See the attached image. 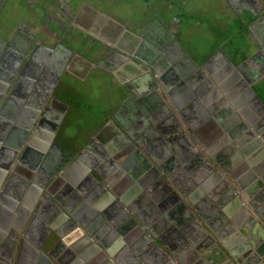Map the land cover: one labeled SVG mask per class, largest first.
Returning <instances> with one entry per match:
<instances>
[{
	"label": "flooded vegetation",
	"instance_id": "1",
	"mask_svg": "<svg viewBox=\"0 0 264 264\" xmlns=\"http://www.w3.org/2000/svg\"><path fill=\"white\" fill-rule=\"evenodd\" d=\"M228 4L239 16L242 10L251 13L253 19L249 27L256 47L241 61H235L230 54L221 51L206 66L204 64L215 53L207 58L204 56L206 59L198 63L201 58L192 54L177 39L180 17L165 24L154 13L151 16L152 24L147 29L144 20L142 23L145 25H141L134 15L133 25H129L84 1L74 9L71 0L41 3L45 14L37 18V24L41 25L43 42L31 32V28L25 31L19 23L6 30L8 36L0 35V264H40L45 259L44 255L53 264H74L76 260H66L68 256L76 254L73 245H77V241L70 242L72 245L66 242L73 240L70 239L73 230L67 220L62 221L60 214L56 226L52 219L42 223L41 218H37L35 222H30L29 213L37 198L42 202L48 201L42 186L51 185L52 178L48 177L46 171L56 169V162L73 152L67 144L78 143L80 137L79 133H67L65 137L61 134L66 113L72 111L71 104L58 101L62 100L58 90L65 83L63 77L79 78L84 86L79 91L77 89V94H81L89 106L100 112L102 109L110 110L121 124L129 122L125 113H142L150 106L148 103H160L159 108H165L162 98L172 101L169 92L181 87L182 79L189 77L194 84L190 87L191 95L201 98L203 110L206 97L209 96L216 99L231 96L230 99L235 101H229L222 110L219 109V116L229 110L234 112L237 106L244 107L245 103L235 99L244 93L247 95L244 80L248 82V78L255 91V84L264 80V0H229ZM7 6L8 0H0V16L8 14ZM153 20L160 23L153 26ZM49 47L52 51L48 52ZM223 53L234 65L243 63L241 71L232 68ZM100 93L106 95L105 100L97 98ZM212 98L209 97V100ZM175 100L178 101L176 97ZM171 103L175 109L173 101ZM36 110L41 111L40 117L46 119L43 123L48 126V130L40 124L34 137L37 146L32 141L27 145L35 131L27 126L32 122ZM88 112L93 111L89 109ZM98 119L94 120V125ZM185 119L195 127L201 118L192 113ZM134 120L135 125L146 122ZM216 121L214 117L213 121L203 125L206 130L201 134L205 143H208L207 148L211 147L210 139L217 133ZM94 125L81 137L87 143L91 131L97 128L93 133L98 132L94 144L100 151L101 146L97 143L99 130L115 124L107 119L102 125ZM51 135L54 136L51 141L57 144L51 142V146L42 147L45 149L43 151L40 143L50 140ZM94 144L89 143L87 149ZM16 151L18 153L15 155ZM26 151L28 159L23 157ZM50 153L52 155L48 158ZM261 153L264 154V150ZM19 160L23 166L18 165ZM91 186L89 184L87 187ZM18 192L26 197L19 198L21 194ZM10 193L15 195L9 196ZM56 195L60 200L63 199L61 194ZM24 206L25 209L19 211Z\"/></svg>",
	"mask_w": 264,
	"mask_h": 264
},
{
	"label": "water",
	"instance_id": "2",
	"mask_svg": "<svg viewBox=\"0 0 264 264\" xmlns=\"http://www.w3.org/2000/svg\"><path fill=\"white\" fill-rule=\"evenodd\" d=\"M47 49L48 52L52 51L50 47ZM218 54L219 53L212 56L204 64V66H206L208 62L216 59V57L220 55ZM223 57L227 59L228 64L232 68L236 69L237 71H241L240 66H242L243 63L236 66L224 53ZM246 79L248 80V82L244 81L243 86H245L244 88L247 95H244V93L241 96L235 98L236 100H240L241 103H245L244 107L240 108L237 106L235 107L237 109H235L234 112H229V110L221 116H219L220 114L218 115V110H222L225 104H228L229 101H232L230 99L232 97L226 96L216 99L215 97L212 98L211 96H209L210 98H212V100H209V97H206L204 111L201 108V98L199 96L196 97L195 95H191L192 91L190 87L193 83H191L190 80L192 79L190 77L185 80L182 79L183 85L181 87L175 88L174 92H169V94L174 103L176 112L178 113L177 117H174L176 126H178V133L189 132L192 140L194 141V144H192L191 142H189V144L191 143L190 157H193V163L195 165L191 169V174L194 175L195 180L198 181L200 175H202L205 170H211L213 171L215 176H220L221 172L216 170L212 166L211 162L221 165V170L226 171L229 177H233L238 181L242 190V195L246 198L245 201L248 202V199L250 197L249 194H252L253 192H259L257 198L259 197L262 198V200L264 199V167L262 165H256L257 167L254 165V163H256L255 160L260 161L259 159H261L260 164L264 162V154L261 153V151L264 150V101L253 89L252 82L248 78ZM175 97L176 99H178V101L175 100ZM58 101L63 104H69L63 102L60 99H58ZM234 102L232 101V103ZM209 103L211 104L210 106ZM40 113L41 111L36 110L34 113L35 115H33L32 117V122H30L27 126V128L30 127L31 130H35L33 133V138L27 141V145H29V142L32 141V144L37 146V144L34 142V137L37 132L36 129L40 127V124H43V126L48 130V126H45L43 123L46 119L44 117H40ZM101 113L102 117L98 119L95 125L93 124L96 127L100 125L105 119H109L110 121L112 119L110 110L102 109ZM192 113H196V115L201 119L204 118V120L200 119V122H196L195 127L193 126V123H190L188 119H185L187 115H191ZM178 117H181L183 124L178 121ZM214 117L218 120L216 121L218 122V124L215 123L217 133L213 134L214 137H212L211 139L209 138L210 142H212V145L210 148H207L208 143H205L204 139H202L201 133H204L206 130L204 127L205 124L207 125L208 122L210 123L211 121H213ZM112 121L116 126H119L121 128L123 127V124H121L119 121ZM232 126L234 128L233 130H231ZM95 130L97 129H94V131ZM94 131H91V133L93 134ZM67 133L69 132L67 131ZM91 133V136H89L90 138L88 137L89 139L87 143H85V140H83L82 137H79V140H77L78 143H76V145L71 148L73 149V152H71L69 156L61 158L60 161L56 162V169H48L46 171L48 177L52 178L51 185L48 186V184H46L42 186L45 191V198L48 199V201L42 202L39 201L40 198H37L36 203L32 204V207L30 208V222H35L38 218V215L44 214V216L46 217L45 220L50 221L52 219L53 225L56 226L57 224H59L58 219H60L59 216L61 214L62 221H64V219L67 220L68 224L72 227L73 230L70 234V239L73 238V240H66V242H68V244H71L70 242L77 241V245H73L76 249V256H68L66 259L67 262H71L70 260L75 258L76 260L74 261V264L119 263L117 257L114 256L112 250L108 247L109 239L117 237L116 229L115 232L111 231L110 233H108L111 229V225L109 223L110 220H112L113 223L126 221V227L130 229L132 233L131 237H135L136 239L139 238L138 242L143 243V245L141 244L140 246L141 248L139 247L137 249L142 250L144 249L143 247H145V245L148 246V250H146V252L144 253L142 251V253H138V250L137 254L131 253L130 250L127 251L128 253L126 254L127 256L129 254L130 258L127 264H156L159 261H165L166 264H175L174 261H178V264H181L171 248L164 250L161 246L164 245L163 242L160 243V245L155 240L156 236H158L155 233V230H159L162 225L164 226V224H166L165 218H160V216H158L156 212V215L158 216L160 222L159 225L157 223L155 227H152L150 226V221H146V219H144V215L145 213L150 214L153 206L151 205L147 210H141V212H139V208L143 203L146 202V200H148V194H152L156 189H158L157 195L159 197V193L167 191L171 192L175 199H180V195H184L185 193L180 189L176 180L170 178L165 165L161 163L160 160H155V157L152 156L147 147L141 144L139 139L135 138L131 133H122L125 136V140H127V142L131 144V146L137 149L139 145H142V149L145 151L144 154H146V157L148 156V158L151 159L145 160L146 172L148 173H144L140 180H138L139 185H142V187H144L147 192H144L142 190V196H140V198L135 197V194L139 187L138 184L136 188H133L130 192H126L125 188L130 184L131 180L133 181L131 177L135 176L134 173L136 171L132 173V171L128 170L130 173V175L128 176L130 177H121L123 170L120 168L116 169L113 174H107V170L105 169V159H107L106 153L104 151L100 152L99 150H95L94 152L96 153H91L87 149L89 143L93 142L94 144V141L98 136V132L93 135ZM53 137L54 136L51 135L50 140L41 142L40 148L48 145L51 146V142L52 144L56 145L57 143L54 140L51 141V138L54 139ZM183 138L184 140H186L187 136L184 135ZM84 143L85 145L82 147V149H79L80 146ZM27 145L26 148H28ZM95 145L96 144H94L92 147H95ZM92 147H90V149H92ZM71 149L69 148V150ZM77 149L79 150L78 152H76ZM17 150H19V148H17ZM42 150L45 151V149L43 148ZM218 150H221V158L225 160V162L222 164H220L215 157L216 151ZM60 151H62L61 147ZM17 153L18 151H16L15 155ZM51 155L52 153L47 155L48 158ZM60 155H58V157ZM46 162L47 160L45 161V164ZM18 165L23 166L20 160L18 162ZM72 167H74V171H72L73 174L75 173L74 178H77L82 182L80 185H78L79 190L84 196H86L83 199L92 201V199L96 198L95 206L102 212V214H99L97 218L94 219L95 222H91L88 216L80 217V213L78 212V210H74L76 205L75 203L77 201H81L79 197H82L80 191L77 190V188L73 190L74 187L78 186L75 185L76 181L72 179L73 182L71 181V186H66V188L63 189V191L68 192V199H66V202L60 200L56 195L57 183L61 181L62 176L68 174L67 172L71 170ZM124 167V169H127L126 165ZM119 178H121V180H118ZM216 180H218V178L210 179L211 182H215ZM89 184H92V186L90 187L92 188V190H90V195H87V186ZM239 195H236L237 198L235 200L237 206L238 204L241 205L245 203L243 200H241ZM180 202H182V199H180ZM36 205H38L37 208ZM168 205L169 201H163L160 205L163 214L165 208ZM250 205L255 208V211L259 212V215L261 214L260 212L264 210V206L256 208L255 203H250ZM86 209L87 211L84 209L85 212H89V208L87 207ZM45 210L47 213H44ZM241 212L244 213V218L247 217L250 220V223H256L257 219L256 217L251 215L250 209H248L247 207H243V210ZM85 215L87 214L85 213ZM164 216L167 217L168 215L164 214ZM191 216L192 219L196 218L194 214ZM104 221H106V223H104ZM113 225L116 226L118 224ZM262 228L264 231V226ZM105 233L109 234L106 240H104L103 238V235ZM259 235L260 236L259 238H257V240L252 239L246 246H244L247 247V250H249L248 252H251V254L253 255L256 252L261 254V251L264 250V232L260 233ZM44 257L45 259L40 264H53L52 261H50V258L45 255ZM50 257L55 259V257H52V254H50ZM7 262L10 263V261ZM56 262L58 263L60 261L56 260ZM235 262L239 263V260L236 259Z\"/></svg>",
	"mask_w": 264,
	"mask_h": 264
},
{
	"label": "crops",
	"instance_id": "3",
	"mask_svg": "<svg viewBox=\"0 0 264 264\" xmlns=\"http://www.w3.org/2000/svg\"><path fill=\"white\" fill-rule=\"evenodd\" d=\"M76 96H79L78 99L82 98L83 101L85 99L79 93ZM162 100L166 105L165 108L160 109V103L157 105L148 103L150 106L144 107L145 110L142 113H130V115L128 112L125 113L126 117H129V122L123 124L122 128L111 125L106 127L105 130H99V132H101L97 143L101 146L100 152L104 151L107 155V159H105L107 174H113L118 168L123 170L121 177L130 175L129 171H132V173L136 171L134 173L136 177H131L133 181L131 180L130 184L126 186L125 191L130 192L133 188H136L137 184L139 185L138 180H140L144 173H148L146 172L145 160L151 159L144 154L145 151L142 149V145L147 147L148 151L155 157V160H160V162L165 165L170 178L176 180L180 189L185 193L184 195H180V199H182V202H180V199H175L172 193L167 191L159 193V197L157 195L158 189H156L152 194H148V200L140 206L139 212H141V210H147L151 205L153 206L150 214L145 213L144 215V219L150 221V226L155 227L157 223L159 225L160 221L158 216L166 220L164 226L162 225L159 230H155V233L158 235L155 238L156 242L159 244L163 242L164 245H160L164 250L171 248L181 264H264V250L261 251V254L256 252L253 255L251 252H248L249 250H247V247H244L250 240H257L260 236L259 234L264 232L262 228L264 226V210L260 212L261 214L259 215V212L255 211V208L250 205V203H255L256 208L262 207L264 206V199L257 198L259 192H253L249 194V203L246 202V198L242 195V190L238 181L233 177H229L226 171L221 170V165L213 162H211V164L216 170L221 172L220 176H215L211 170H205V172L200 175L199 180L196 181L194 175L191 174V169L195 165L193 163V157H190V145L191 143L194 144V141L189 132L178 133V126H176L174 118L177 117L178 113L172 107V101L169 98L163 97ZM68 114L69 113H66V117ZM111 117V120L117 122V117L115 115ZM134 119L146 121V124L138 122L135 125L136 122ZM73 120L77 122V127L82 134H86V130L92 127L90 122L86 124V126L79 121L78 117H74ZM104 121H102L100 125H102ZM178 121L183 124L181 117H178ZM233 129L232 126L231 130ZM122 133L133 134L135 138L140 140L142 145H139L136 149L125 140V136ZM184 135L187 136L186 140L183 138ZM202 139L204 138L202 137ZM189 142L191 143L189 144ZM125 147H127L126 150L124 149ZM95 148L96 147H92V149L89 148L88 150L91 153H95L94 151L97 150ZM216 152V160H218L220 164L224 163L225 160L221 158V150ZM259 160L260 161L255 160L256 163H254V165H262L264 167V162L260 164L261 159ZM125 165L127 169H124ZM67 173L68 174L62 176L61 181L57 183L56 194H61L63 196L62 201L68 199V192L63 191V189H65L66 186L70 187V184H72L71 181H76L75 185H80L82 183L81 180L74 178L75 173L73 174L71 170ZM33 177L36 180L37 177L35 175ZM211 178H218V180L211 182ZM5 180L7 181L8 179ZM118 180H121V178ZM79 185L74 187L73 190L76 188L79 190ZM90 190H92V188L87 189V195H90ZM142 190L147 192L142 185H139L135 197L140 198V196H142ZM11 194L13 193H10L9 196H11ZM18 194L21 193L18 192ZM80 194L82 196L81 198L79 197L81 201L75 203L74 210H78L80 217L88 216L91 222H95L94 219L97 218L99 214H102L95 206L96 198L92 199V201H88L87 199H83L86 196H84L81 191ZM235 194L237 196L240 194L241 200L245 203L241 205L238 204L237 206L235 202L237 196ZM23 197H26V195L21 194L19 196L21 199ZM163 201H169V205L164 210V214L168 215L167 217L164 216L162 208L160 207ZM87 207L89 208V212H85V210L87 211ZM243 207H247L251 210V215L257 219L256 223H250L247 217L244 218V213L241 212ZM14 208L17 209L15 206ZM24 209L25 206L20 208L19 211ZM85 213L87 215H85ZM193 214L196 217L195 219L191 218ZM38 218H41L42 223L45 222L44 214L38 215ZM104 223H106V221H104ZM109 223L111 229L108 233L117 230V237L109 239L108 247L112 250L114 256L117 257L119 261L118 264H127L129 262V254L128 256L126 254L129 250L134 254H137V250L138 253H144L148 250V246L145 244V247H143L144 249H137L141 244L143 245V243L138 242L139 238L136 239L135 237H131L132 233L131 230L126 227V221L113 223V221L110 220ZM113 224L118 225L115 226ZM108 233L103 235L104 240L108 237ZM235 258L239 260V263L235 262ZM174 262L178 264V261ZM164 263L165 261H159L156 264Z\"/></svg>",
	"mask_w": 264,
	"mask_h": 264
},
{
	"label": "rangeland",
	"instance_id": "4",
	"mask_svg": "<svg viewBox=\"0 0 264 264\" xmlns=\"http://www.w3.org/2000/svg\"><path fill=\"white\" fill-rule=\"evenodd\" d=\"M81 1L107 14H112L118 21L128 22L129 25H133V15L134 19L141 25L144 20L146 25H143L146 27L152 24L153 18L151 16H154V13L165 24L180 17L178 19L180 32L177 39L192 54L201 58L198 63H201L211 54L215 53L214 55H216L221 51L232 56L233 49L237 47L246 49L248 53L256 47L255 38L249 27L250 21L253 19L250 16L251 13L247 10L244 13L242 10L241 16L237 15L229 7V0H71L73 9L80 5ZM47 2L49 3L50 0H31L30 4L29 0H8V14L0 16V31H2L0 35L8 36L6 30L19 23L25 31L31 28V32L43 42L44 39L40 36L41 25L37 24V18L45 14L41 3L44 5ZM156 23L159 24L160 22L154 21L153 26ZM63 78L65 84L75 88V91L77 89L79 91L84 86L79 78L67 76ZM254 88L264 101V80L257 82ZM100 97L103 100L106 99L104 93L97 95L98 99ZM79 102L81 101L77 100L75 105L78 106ZM91 111L93 112L89 113L86 109L77 111V117L84 119L83 124L86 125L85 121L88 120L92 126L97 117H102L100 111L94 108H91ZM74 113H76L75 110H70L66 117L61 132L63 137L66 136L67 131L74 134H78L79 131L80 136H82L77 127V122L73 120Z\"/></svg>",
	"mask_w": 264,
	"mask_h": 264
},
{
	"label": "trees",
	"instance_id": "5",
	"mask_svg": "<svg viewBox=\"0 0 264 264\" xmlns=\"http://www.w3.org/2000/svg\"><path fill=\"white\" fill-rule=\"evenodd\" d=\"M149 1V0H147ZM248 56V52L246 49H243L242 47H237L235 49H233L232 51V58L235 60V61H241L243 59H245L246 57ZM58 96L64 100V102L66 101L67 103L69 104H72V110H75L76 113H74V117H77V111H82L83 109H86V107L89 106V104L86 102V101H83L82 98L78 99L79 96H76L78 95L77 92L75 91V88L73 87H70V86H67L65 83H62L61 86L59 87V90H58ZM79 100L81 102L78 103V106L75 105L76 101ZM91 106H89L88 108V111L89 109L91 110ZM95 109V108H94ZM79 121H81L82 123H84V119H81L79 118ZM86 120V118H85ZM86 124L89 123V121L87 120V122L85 121ZM69 146V148H73L74 145H76V143H71V144H67Z\"/></svg>",
	"mask_w": 264,
	"mask_h": 264
},
{
	"label": "bare ground",
	"instance_id": "6",
	"mask_svg": "<svg viewBox=\"0 0 264 264\" xmlns=\"http://www.w3.org/2000/svg\"><path fill=\"white\" fill-rule=\"evenodd\" d=\"M244 81H245V80H244ZM263 143H264V142H263ZM28 156H29V154H28L27 151H26L25 153H23V157H24V158H27V159H28V158H29ZM21 159H22V158H21ZM21 159H20V160H21ZM27 159H26V160H27ZM34 168H35V167H34ZM71 171H74V168H73V167L71 168Z\"/></svg>",
	"mask_w": 264,
	"mask_h": 264
}]
</instances>
